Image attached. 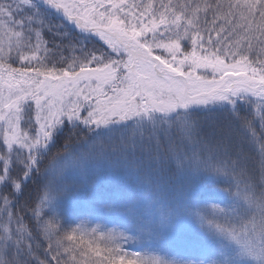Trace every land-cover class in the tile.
I'll return each instance as SVG.
<instances>
[{"label": "snow or ice", "instance_id": "1", "mask_svg": "<svg viewBox=\"0 0 264 264\" xmlns=\"http://www.w3.org/2000/svg\"><path fill=\"white\" fill-rule=\"evenodd\" d=\"M154 2L74 0L70 5L66 0H0L3 37L0 39V125L5 126L0 143L3 152L0 154V204L6 215H11L9 209L15 206L23 189L39 175L44 157L55 147L65 128L70 136L79 129L93 140L121 132L128 138L122 140L119 153L127 156H134L138 145L152 146L167 137L170 160L174 136L179 137L185 149L189 144L200 142V121L196 117L201 114L227 112L240 123L241 133L254 139L257 121H249L247 117L241 121L239 112L246 106L249 117L254 116V108L264 113V0H228L227 11L219 0H213L215 9L207 0L203 7L196 4L194 8L173 0L167 3L161 0L157 8ZM70 7L75 15L69 11ZM210 10L213 26L222 18L230 26L221 25L217 32L218 36L227 32L218 44L232 38L233 43L223 49L216 46L210 51L200 45L204 36L200 35L197 13ZM53 11L74 22L81 35L74 38L63 33L60 26L51 24L48 15ZM217 12L220 14L216 15ZM13 25L19 30H10ZM34 28L38 30L33 33ZM193 28L197 29L195 34L190 32ZM44 32L58 39L69 51V57H60V62L67 65L65 69L58 71L55 65L48 68L37 55L42 49L45 57L51 52L42 40ZM93 36L122 59H111L95 49L89 50L86 45ZM182 40H190L193 46L186 55L181 52ZM207 44L212 45L213 40L209 38ZM53 47L60 51L58 44ZM197 47L203 55L198 54ZM24 49L33 54L24 55ZM157 49L159 53L154 54ZM13 50L19 63L26 67H12L8 62ZM178 53L183 59H177ZM225 59L232 62L226 64ZM32 61H38V66L27 67ZM196 69L204 71L196 75ZM209 71L212 79L207 76ZM33 103L35 117H32ZM33 119L39 128L30 136L28 131H22L21 125L31 124ZM156 146L158 150L159 145ZM258 150L264 152V147ZM92 152L99 163L110 155L115 156L117 149L113 148L109 154L100 146ZM90 159L91 154L88 158H79L75 171L86 172ZM175 159L180 162L179 170L190 175L193 183L205 176L221 181L227 178L229 185L236 188L235 193L229 192L232 198L229 207L235 210L231 216L225 209L212 206L213 213H223L230 221L227 225L209 217L207 212L196 214L202 230L222 245L221 259H214L211 264H264V185L257 191L256 181L250 180L239 158L229 157L217 165L206 160L202 150L199 161L194 154L186 164L176 150ZM72 171L69 169L66 175ZM125 177L135 180L140 192L135 198L121 195L112 201L114 211H126L128 218L122 229L92 227L82 222L60 236L52 231L55 220L45 225L44 231L56 242L55 254L51 257L56 264H64L60 259L61 248L63 255L70 257L71 264H180L158 255L127 250L130 244L168 237L179 227L184 214L180 206H166L151 180L131 163L126 170L115 171L111 178L119 181ZM241 183H244L243 190ZM61 190L70 192V189ZM55 198L52 186H46L38 197L40 207L48 205L50 209ZM88 198L93 203H106L103 193L95 189L88 193ZM146 200L150 202L147 209ZM33 212L39 215L36 206ZM237 214L242 218L239 228L231 223ZM44 215H50V211ZM17 223L20 228L12 235L6 226L2 229L0 245L7 250L0 264H46L26 249L22 242L25 237L20 235L26 226L22 219H17ZM13 237L21 242L16 243ZM13 251L18 259L10 255Z\"/></svg>", "mask_w": 264, "mask_h": 264}, {"label": "trees", "instance_id": "2", "mask_svg": "<svg viewBox=\"0 0 264 264\" xmlns=\"http://www.w3.org/2000/svg\"><path fill=\"white\" fill-rule=\"evenodd\" d=\"M195 1L200 4L201 7L204 6V0ZM207 2L213 4V0H207ZM219 3L223 4L224 11H227L228 0H219ZM213 9H215V4H213ZM200 14L201 18H203V22L207 19V25L212 23V10L208 13L200 12ZM219 14L218 12L216 13V15ZM48 20H56L55 22H60L63 26L67 25L60 17L56 16L54 11L50 12L48 15ZM222 20L223 18L216 22V24H218L217 28H210L209 26L204 27V30L205 28L208 29L204 35V42L206 43V47L210 50H214L216 46H220L222 43L218 44V41L222 39H217L227 35V32L221 33L220 36L217 35L219 27L223 23ZM67 27L75 38L81 35L78 28L70 26V24L67 25ZM224 27L229 28L230 26L225 25ZM209 38L213 40L212 45L207 44ZM91 39L93 38L91 37L89 40ZM93 41L95 44L97 43L96 40L93 39ZM82 43H84V41ZM98 46L101 47L102 45L100 44ZM190 48V43H185L183 45V49L190 50ZM103 50L105 51V48ZM76 70L78 71V68ZM253 113L254 116L249 117L246 106H244L240 108L239 115L241 121L246 117L249 121L253 119L257 121L254 128V139H249L243 135L240 131V123L233 120L227 112H210L196 117V119L200 121V136L198 138L200 142L195 145L189 144V146L192 152L194 147L195 151L193 153L197 155H200L203 150L204 158L217 165L229 157L233 160L239 158L240 166L245 168L247 173L250 174V180L256 181L257 191H259L260 185H264V152L258 150L264 147V120H261V116L264 115V113L255 108L253 109ZM76 131L74 135L70 136L69 130L65 128L63 134L58 138L55 147L44 157L42 166H46L53 161L62 150H67V148L75 149L77 146H85L84 143L88 142V138L84 137V133L86 132H81L79 129ZM119 139V137L113 136L109 141V145H106V142H104V144L111 148L117 145ZM155 143L159 145L158 150L154 145L149 146L145 144L142 148L139 145L137 146L142 152L140 154V163L143 165L144 169H140V166L138 168L144 177L151 180L152 186L159 190L160 195L166 199L167 203H165V205L171 206L172 208L180 206L182 210H192L195 214L199 212L203 215L207 212L208 216L214 217L217 222L226 225L230 223V221L224 217L223 213H213L212 211L213 205L225 209L230 216L235 211L233 208L229 207L232 199L231 196H229V192L235 193L236 188L229 185L227 178L221 181L205 176L203 180H197L193 183L191 176L184 174L182 182H178L179 187H177L178 185H175L182 172L177 171L178 167L174 158L172 160L169 159L167 137L165 140L156 141ZM63 144L66 145L67 148L63 147ZM172 147L174 149L172 155H175L173 152H176V150H184V146L179 142L178 136H174ZM149 151L150 161L147 160ZM190 155L191 153L189 152L188 157ZM213 157H215L214 161ZM153 163H157L158 165H155L154 168L146 169L147 166ZM134 168L137 167L134 166ZM117 170L121 169L117 168L115 171ZM12 174L15 176V171ZM81 184L82 182H73L71 184L73 186H69L70 189H73V191L70 192L56 190V198L51 208L49 209L48 205H44L43 208L40 207L39 215L34 216V218L30 216V214H25L30 205L28 203L22 204L20 196L14 202L15 206L9 209L12 214L17 216V219H22L23 224L26 226L24 233H20L25 235L22 242L26 244V242L29 241L26 234H28V229H31V233L28 235L31 237L32 244L34 246L38 245L43 251V259L46 264H56V262L51 259L52 255L55 254L56 242L54 238L50 239L48 232L44 231L46 224L55 220L52 231L58 233L60 236L82 222L90 224L92 227L101 225L113 229H122V226L128 218L126 211H114L112 209V201L119 199L121 195L135 198L140 192V186L135 180L129 181L126 177L119 181L111 178L108 182L91 180L88 185L86 183H83L84 186ZM31 185L35 186L34 184ZM31 185L27 184V187L23 189V194L26 195L27 190H32V187H30ZM88 188H90L89 192L93 189L102 192L103 199L106 203H93L87 196L80 193L81 190H86ZM240 188L241 190L244 189V183H241ZM74 194L76 198L81 200V203H79L76 208L69 203L71 202L70 198L75 196ZM144 195L147 197V193H144ZM85 200L87 201V205L82 204V201ZM2 206L3 205L0 204V238L3 235L2 229L5 226L9 231H11V228L14 230L20 228L17 219L10 220L7 218L8 215L5 214ZM93 208L96 210H93ZM98 209H101V212H99ZM46 211H50V215H44ZM241 219L242 218L239 217L238 214L233 216V220L231 221L232 226L239 228V221ZM33 220L36 224L31 222ZM14 241H16V243L21 242L16 240V237ZM64 243L65 246H67V241ZM49 245H51V248H49ZM3 247V245H0V257L2 256ZM126 247L129 251L138 250L148 255H158L167 260L178 261L180 264H211L212 260L221 259L220 252L222 249V245L219 242H214L208 233L188 239L172 238L168 236L163 239L146 240L137 245L130 244ZM63 251V248H61L60 259L64 261V264H71L70 257L63 255ZM0 260L2 261L3 258H0Z\"/></svg>", "mask_w": 264, "mask_h": 264}, {"label": "rangeland", "instance_id": "3", "mask_svg": "<svg viewBox=\"0 0 264 264\" xmlns=\"http://www.w3.org/2000/svg\"><path fill=\"white\" fill-rule=\"evenodd\" d=\"M67 3H69L70 5L74 4V0H66ZM105 2H107V0H105ZM144 3H147L148 0H143ZM165 3H167V0H164ZM174 3H183V4H187V5H191L192 8L195 7L196 1L195 0H173ZM161 3V0H155L154 2V7H159ZM69 11L72 12L73 15H75V11L73 10V7L69 8ZM99 11H104V9H99ZM137 11H139V9H137ZM57 16V15H56ZM197 16L199 17V22H198V26H199V31H200V35L204 36L206 31L204 30V27L209 26L210 28H217L216 24L215 26H213V24H209L207 25V19L204 20L203 22V18H201V14L200 12L197 13ZM203 16V14H202ZM60 17L67 25L70 24V26H74L75 27V23L74 22H70L67 21L65 18H63L62 16H58ZM51 24L53 25H58L61 27V31L63 30V33L66 34H70L71 36H73V34H71L69 32V30L67 29V25L63 26L57 22H55L56 20H48ZM223 23L221 25L225 26L226 24L224 23V20H222ZM83 19L80 21L81 24H83ZM207 23V24H206ZM66 27V28H65ZM76 28V27H75ZM19 30L16 29L15 25L12 26V29L10 30ZM38 29L34 28L33 29V33L35 31H37ZM196 28L190 29V32L195 34L196 32ZM182 31V30H181ZM167 35V34H166ZM75 38V36H73ZM2 30H0V39H2ZM94 40L97 41V43L95 44V42L93 41V39L88 40L86 47L89 50L95 49L97 51V53H104L106 56L110 57L111 59H117L120 60L122 59V57H117L114 53L111 52V49H109L107 47V45L104 44L103 41L99 40L98 37L93 36L92 37ZM222 38H219L217 40H221ZM42 40L44 42L47 43V47L49 49H51V52L47 55V57H45L44 51L43 49L41 50L40 53H37V55L40 56L41 60H44L47 67L51 68L53 65L56 66V69L58 71L63 70L67 67L66 64H63L60 62V57L64 56V57H69L70 53L68 50H66L65 45L61 44L60 41L58 39H55L52 35H49L47 32H44L42 35ZM83 41H81V44L83 45L84 43H82ZM165 42H167L165 40ZM31 43H35V38H33V40L31 41ZM100 43L104 48L105 51L103 50L104 48L101 46L99 47L98 44ZM181 43V52H183L185 55L188 54L189 52L192 51V44L190 42V40H182L180 41ZM185 43H190L191 44V48L189 49H183V45ZM229 43V44H227ZM232 38L229 37L228 40H224L222 41V44L219 46L222 49L224 48L225 45H230L232 44ZM255 43V42H254ZM54 44H58L60 47V51H56V49L53 47ZM200 45L203 47H206V43L203 41H200ZM210 50V49H209ZM159 49H157L154 54L159 53ZM212 51V50H210ZM5 52H9V50L7 48H5ZM197 52L199 55H203V53L199 52V47H197ZM23 54L24 55H32L33 53L29 50V49H24L23 50ZM9 55L12 57L8 62L11 63L12 67H21L24 68L26 67V65H21L19 63V58L16 55L15 50L11 51L9 53ZM167 57V54H164ZM170 59V57H167ZM221 58H224L223 56ZM126 59V57L124 58ZM177 59H183V56H181L179 53L177 54ZM69 62H71L69 60ZM232 61L225 59V63L229 64ZM38 61H32L30 63V65H27V67L29 68H34L36 66H38ZM95 66V65H93ZM204 70L203 69H196L195 70V74L196 75H200ZM207 76L209 79H212V74L209 71L207 73ZM217 79L219 77H216ZM94 84V82H93ZM111 94V93H110ZM91 99V97H90ZM103 99V97H102ZM92 103L95 104V100H92ZM82 115H84V113H82ZM36 116V109H35V105L34 103L32 104V117ZM28 117L25 116L24 120H27ZM4 125H0V143L3 142V135H4ZM39 125H36L35 123V119L32 120L31 124L25 125L22 123L21 125V129L22 131H28L30 136H34L35 135V130H38ZM128 135L131 134V130L127 129L125 130ZM77 132V131H76ZM115 136V137H119V142L117 143V145H114L113 147H108L106 145H109V141L110 139ZM84 137L88 138V142H85L84 145L82 147L77 146L75 149L71 148H67L66 145L63 144V147L67 148V150H62L61 153H58L57 157H55L53 159V161H51L50 163H48L46 166H42L43 162L39 168V175L38 176H34L31 181L28 183V185L34 184L35 186L31 185L30 187H32V190H27L26 195L22 194L20 195L21 197V203H28L30 206H28L29 208L27 209L25 214H30V216H32L34 218V216H36V214H34L33 212V206H36V211L40 213L39 208V201H38V197L41 196V192L42 189H45L46 186L51 185L53 188V194L55 196V191L56 190H60L61 192H65L63 190H61V188H65V189H70L69 186H73L71 185L73 182L78 183V182H82L81 185L84 186L83 183H86L88 185V183L91 180H95V181H104V182H108L111 180V175H113V173L115 172V170L117 168L121 169V170H126L127 166L129 163H131L134 166H136L137 168L140 166V169H144L143 165L140 163V157H141V151L137 148L135 155L134 156H127V155H120L119 153V145L121 144L122 140H126L128 138V136H125L124 134L120 133V132H116L113 133L111 136H105V137H96L94 140L87 135V133H84ZM146 140V137H145ZM104 142H106V145L104 144ZM154 147H157L156 143L153 144ZM100 146H103L104 149H106V151L110 154L113 150V148L117 149V154L115 156H109L107 160L105 161H101L99 163H97L96 160V155L92 152L93 148H99ZM181 151L179 152L180 156L184 157L185 163L187 164L188 161V154L189 152L191 153L190 156L194 155L195 153H193L191 151L190 146H187V149L184 150L180 149ZM50 153V152H49ZM48 153V154H49ZM175 155H172L174 160L176 161V165L178 167L177 171H180V162L178 160L175 159L176 156V152H173ZM0 154H3L2 151H0ZM91 154V159L89 160V167L87 169L86 172L81 171H75L76 169V165L77 162L79 160V158H88ZM24 155H27V151L25 150ZM197 156V159L199 161V155L195 154ZM64 156H67L68 159L64 160L62 159ZM189 156V157H190ZM119 157V159H117ZM150 161V151L148 153V159ZM44 161V160H43ZM155 165H158L157 163H153L150 166H147L146 169H150V168H154ZM69 169H73V171L69 174L66 175V172ZM18 171L15 170V175L16 172ZM155 172V171H154ZM184 172H182L181 176L178 178V181L176 182L177 187H179V183L178 182H182V177L184 176ZM188 176V175H187ZM91 188V187H90ZM90 188L86 189V190H81L80 193L84 194L85 196L88 197V192L90 190ZM182 189V187H181ZM70 191H73V189H70ZM76 192V191H75ZM165 203L166 199L163 198ZM69 202L73 207H77L79 203H81V200L76 198V195L72 198H70ZM86 200L82 201V204L87 205L86 204ZM145 206L146 209L150 207V202L146 201L145 202ZM3 208V206H2ZM93 210H96L95 208H93ZM99 212H101V209H98ZM11 213V212H10ZM183 214H184V219L181 222V224L179 225V227L169 235V237L172 238H183V239H188L190 237H198V236H202L205 233H207L206 231L202 230L201 226H200V222L197 219V215L192 211V210H183ZM7 218H9L10 220H16L17 216H15L14 214L11 213V215H8ZM31 222H34L31 221ZM36 224V222H34ZM17 230H14L13 228H11V231H9V235H12V233L16 232ZM22 236H25L24 234H20ZM3 236V235H2ZM1 236V238H2ZM15 237H13L14 239ZM35 241V240H34ZM20 243V242H18ZM33 242L27 241L25 245L26 249L32 253V256L43 260V256L44 253L41 250V248L38 247V245H33ZM7 249L5 247H3V251H2V256L0 257L1 259H4V252ZM10 255L14 258V259H18V257L16 256L15 251H13L12 253H10ZM1 261V260H0ZM3 261V260H2Z\"/></svg>", "mask_w": 264, "mask_h": 264}]
</instances>
